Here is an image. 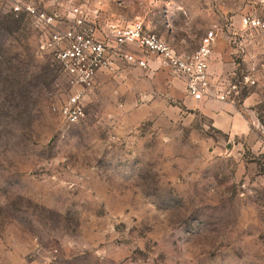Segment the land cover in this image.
<instances>
[{
  "label": "rangeland",
  "instance_id": "obj_1",
  "mask_svg": "<svg viewBox=\"0 0 264 264\" xmlns=\"http://www.w3.org/2000/svg\"><path fill=\"white\" fill-rule=\"evenodd\" d=\"M20 1L0 0V264H264V34L241 23L264 0H31L61 28L87 4L185 51L215 29V74L256 80L237 136L161 96L127 109L95 88L67 123L53 110L67 77Z\"/></svg>",
  "mask_w": 264,
  "mask_h": 264
},
{
  "label": "built area",
  "instance_id": "obj_2",
  "mask_svg": "<svg viewBox=\"0 0 264 264\" xmlns=\"http://www.w3.org/2000/svg\"><path fill=\"white\" fill-rule=\"evenodd\" d=\"M159 1V0H151ZM25 11L34 24L45 32L40 51L58 60L68 81V93L53 106L67 123L75 124L86 115L85 100L94 90L101 70L117 73L120 64L149 67L148 56H153L161 66L183 76L187 95L195 100L216 99L236 103L244 87L255 84L250 75L236 80L216 76L210 68V60L218 34L211 29L193 51L177 48L142 20L120 26L116 23L102 25L99 10L92 14L87 4L71 7L65 18L71 24L59 27L64 18L49 12L31 0L20 1L14 8ZM243 27L264 34V17L245 14ZM97 25L101 26L98 31Z\"/></svg>",
  "mask_w": 264,
  "mask_h": 264
},
{
  "label": "crops",
  "instance_id": "obj_3",
  "mask_svg": "<svg viewBox=\"0 0 264 264\" xmlns=\"http://www.w3.org/2000/svg\"><path fill=\"white\" fill-rule=\"evenodd\" d=\"M213 56V54H212ZM149 67L142 69L135 66L119 65L117 73L101 70L96 78L95 90H110L114 95L122 96L127 109H134L136 104L146 99L161 96L162 103L170 112L189 110L200 113L213 128L233 136L248 133L249 125L236 103L216 99L195 100L187 95L183 76L173 73L153 57L148 56ZM212 58L210 68L212 70ZM216 76H221L215 74ZM158 100L152 99V106Z\"/></svg>",
  "mask_w": 264,
  "mask_h": 264
}]
</instances>
